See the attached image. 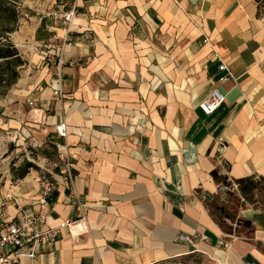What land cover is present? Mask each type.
Masks as SVG:
<instances>
[{"label":"crops","instance_id":"0c3cea01","mask_svg":"<svg viewBox=\"0 0 264 264\" xmlns=\"http://www.w3.org/2000/svg\"><path fill=\"white\" fill-rule=\"evenodd\" d=\"M21 1L27 21L12 39L27 64L0 98V127L30 128L43 164L23 177L2 172L0 224L19 207L40 210L46 169L55 180L48 223L85 210L86 227L45 242L37 264H155L192 253L264 264V210L238 188L264 178V1ZM70 9L68 29L60 16ZM214 88L226 99L205 115L199 103ZM61 120L65 139L55 132ZM64 143L72 179L52 165ZM191 145L197 154L186 159Z\"/></svg>","mask_w":264,"mask_h":264},{"label":"built area","instance_id":"2783aa9c","mask_svg":"<svg viewBox=\"0 0 264 264\" xmlns=\"http://www.w3.org/2000/svg\"><path fill=\"white\" fill-rule=\"evenodd\" d=\"M75 18V10L70 9L64 11L60 20L63 26L70 28ZM69 40V36L65 38L64 43L59 47L62 52L63 45ZM205 42H209V38L205 37ZM219 57V56H218ZM220 69L230 73L229 66L225 61H221ZM225 74L222 80L227 79ZM57 96H63L62 81L58 79L57 87L54 90ZM226 96L218 88H214L211 93L204 98L199 107L205 115L215 112L225 101ZM28 103L35 108L36 112L43 110L36 108L35 103L29 100ZM44 113V112H43ZM40 113L41 119L44 114ZM55 132L61 137L66 138L68 135L67 123L61 120L55 125ZM26 135H31L30 128H27ZM54 168H61L70 179L73 178L72 172V153L67 143L60 144L57 152V158L53 162ZM42 191L38 200L40 210L31 212L24 207H19L15 220H6L0 224V264H11L18 262L21 258H29L31 264H37L36 259L40 254L41 246L48 241L59 238L64 230H84L86 223V212L83 210L82 216L78 220H64L58 225H50L47 220V212L51 204V197L55 191V180L52 174L46 169L41 175ZM84 206V205H82ZM228 246V242L223 243Z\"/></svg>","mask_w":264,"mask_h":264},{"label":"rangeland","instance_id":"374dc122","mask_svg":"<svg viewBox=\"0 0 264 264\" xmlns=\"http://www.w3.org/2000/svg\"><path fill=\"white\" fill-rule=\"evenodd\" d=\"M264 1V0H263ZM22 17L20 18L21 25L26 23L28 10H24V5L21 1ZM3 96H0V98ZM43 152L42 148L32 143L30 138L24 134L20 135L15 132L14 134H8L3 132L0 127V178L2 172L7 171L13 174V176L19 173L21 166L26 161L33 162L36 167L38 164H43ZM257 191H252L248 195V201L260 209L264 210V178H256ZM230 213L237 212V206H233ZM234 221H225V226H230ZM187 262V263H185ZM156 264H218L213 259L202 253H192L186 256L171 258L157 262Z\"/></svg>","mask_w":264,"mask_h":264},{"label":"trees","instance_id":"16d2710c","mask_svg":"<svg viewBox=\"0 0 264 264\" xmlns=\"http://www.w3.org/2000/svg\"><path fill=\"white\" fill-rule=\"evenodd\" d=\"M22 11L21 0H0V96H5L19 80L21 70L27 64V60L12 39V34L19 28ZM35 167L33 162L26 161L17 175L23 177ZM252 182L256 183L249 178L238 180L240 186L250 185ZM242 191L246 195L247 192H251V190Z\"/></svg>","mask_w":264,"mask_h":264},{"label":"water","instance_id":"95a60500","mask_svg":"<svg viewBox=\"0 0 264 264\" xmlns=\"http://www.w3.org/2000/svg\"><path fill=\"white\" fill-rule=\"evenodd\" d=\"M197 154V148H196V146H194V145H191L188 149H186V150H184V152H183V155H184V157L186 158V159H191L192 157H194V155H196ZM177 162V158H176V156H171V159H170V161H169V165H172V164H174V163H176ZM166 186L168 187V188H173L174 186L173 185H171V184H166ZM225 186L227 187V186H230V184H225L223 187L224 188H222V190H226V191H230V189H227V188H225ZM238 188L240 189V190H246L247 189V191H249V190H254V189H256L257 188V184L256 183H254V182H252L250 185L249 184H244L243 186H240L239 185V183H238ZM232 194L234 193L233 191H230ZM219 207H221L222 209H223V205H220ZM244 223L248 226V227H250L251 225H252V221L251 220H245L244 221Z\"/></svg>","mask_w":264,"mask_h":264}]
</instances>
